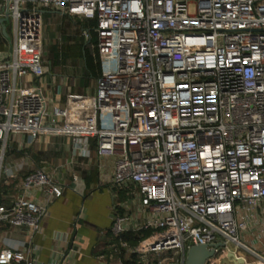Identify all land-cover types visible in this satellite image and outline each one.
Returning <instances> with one entry per match:
<instances>
[{"label": "built area", "instance_id": "obj_1", "mask_svg": "<svg viewBox=\"0 0 264 264\" xmlns=\"http://www.w3.org/2000/svg\"><path fill=\"white\" fill-rule=\"evenodd\" d=\"M46 11L97 23L96 89L68 92L63 105L46 75ZM6 12L0 182L15 178L4 166L15 147L63 132L87 158L94 138L96 154L115 161L114 186L130 191L110 230L119 264H187L201 245L223 253L219 264L226 254L264 264V0H0ZM53 170L35 169L22 195L0 202V264H36L33 240L67 187Z\"/></svg>", "mask_w": 264, "mask_h": 264}, {"label": "crops", "instance_id": "obj_2", "mask_svg": "<svg viewBox=\"0 0 264 264\" xmlns=\"http://www.w3.org/2000/svg\"><path fill=\"white\" fill-rule=\"evenodd\" d=\"M8 32L10 35L9 30ZM0 41V51L8 52L12 39L9 41L5 38L2 29ZM5 45L7 49L3 50ZM52 71L48 75L50 84L53 76L56 79L66 77ZM82 77L78 85H71L70 89L76 93L94 92L97 81L84 91L81 86ZM61 87L63 91V86ZM57 90L59 95L56 96H60L59 88L54 84L52 95L57 94ZM56 124L57 126L52 123V126L60 125ZM90 142L91 156L86 158L74 154L72 137L69 134H45L32 146L25 148L26 154L21 158L20 166L17 163L15 169L10 170L15 174L14 179H8L7 173L2 176L0 188L3 193L0 194V202H10L16 194H23L22 180L35 167H42L50 172L57 169L59 178L67 186L64 196L50 206L43 222V233L33 240L37 247L36 264H119L116 247H113L116 242L110 230L113 211L124 202L121 201L124 190L114 186V159L99 157L95 151L96 140L90 138ZM73 175L78 176L81 181L78 187L80 192L74 189ZM26 196L38 202L43 201L42 194L37 190H31ZM5 235L13 240L30 238L28 230H12Z\"/></svg>", "mask_w": 264, "mask_h": 264}, {"label": "rangeland", "instance_id": "obj_3", "mask_svg": "<svg viewBox=\"0 0 264 264\" xmlns=\"http://www.w3.org/2000/svg\"><path fill=\"white\" fill-rule=\"evenodd\" d=\"M44 21H45V28H44V60L45 61L49 60V57H50L49 51H50L51 46H53L54 44H59L61 49H64L68 44L81 45L84 42H88L89 40V32L87 30H83L82 25H83L84 20L80 18H69V17L62 18L57 14L54 15V12L52 11H46L44 12ZM9 30H10V26H9ZM71 38L73 40H69ZM2 49L6 50L7 45H5V47H3ZM52 72L55 74H63L66 76V77L63 76L61 78L62 80L56 79L55 76L52 77V83L55 84V87L57 89L59 88V93L61 95L58 97H60V100H61L60 104L63 105V101H64L66 94L71 91L70 88L74 86V84L78 85L79 80L82 77V74H84L83 73V61L80 59H77V60L69 59L66 65H64L63 67L56 68ZM49 74L50 72L47 71L46 75H49ZM48 79H49V76H48ZM61 86H63V91H62ZM56 95H59L58 90H57ZM49 106H50V109L52 110L54 108V102H50ZM21 160H22L21 158L16 157V155L11 154L8 151L6 155V159L4 161V166L8 168L10 167L14 168L16 167L17 163H18L17 165H19ZM19 166H18V169H19ZM35 169L37 168L35 167L34 170ZM248 240L249 239H247V241ZM221 264H234L233 255L228 257V255L226 254Z\"/></svg>", "mask_w": 264, "mask_h": 264}, {"label": "trees", "instance_id": "obj_4", "mask_svg": "<svg viewBox=\"0 0 264 264\" xmlns=\"http://www.w3.org/2000/svg\"><path fill=\"white\" fill-rule=\"evenodd\" d=\"M84 20L83 22V30H87L89 32V40L88 42H84L83 44H68L64 49H61L59 44H54L50 48V57L48 60V64L46 66V70L51 72L52 70L63 67L67 64L69 59H80L83 61V70L84 76L81 79V86L88 90L92 87L101 74V60L102 56L99 52L98 48V33L96 31L97 23L94 20ZM69 40H73L72 38ZM0 41V45H1ZM1 47V46H0ZM50 64V65H49ZM73 94H86V93H76L74 91H70ZM94 139V138H93ZM11 154L16 155L18 158H22L26 154V149L20 150L18 147H15L13 150L9 151ZM3 189L0 188V194H2ZM130 191L124 190V195L121 201H128L130 199L129 193ZM124 240H127L131 245H136L139 242V238L133 236L132 234H127L124 237ZM223 257V253H220L213 260H211L208 264H219L220 260ZM130 261L136 263L135 257H130ZM126 259V258H125Z\"/></svg>", "mask_w": 264, "mask_h": 264}, {"label": "water", "instance_id": "obj_5", "mask_svg": "<svg viewBox=\"0 0 264 264\" xmlns=\"http://www.w3.org/2000/svg\"><path fill=\"white\" fill-rule=\"evenodd\" d=\"M9 13L6 12L5 18H0V26L2 29V33L5 38L11 41V36L9 35L8 28H9ZM220 244H217L216 247H220ZM215 257V250H209L208 246H193L187 252V264H208L211 259Z\"/></svg>", "mask_w": 264, "mask_h": 264}, {"label": "bare ground", "instance_id": "obj_6", "mask_svg": "<svg viewBox=\"0 0 264 264\" xmlns=\"http://www.w3.org/2000/svg\"><path fill=\"white\" fill-rule=\"evenodd\" d=\"M70 102L73 103V104H75V103L76 104H80L82 102V100L81 99H78V98L77 99L75 98V99H71Z\"/></svg>", "mask_w": 264, "mask_h": 264}]
</instances>
